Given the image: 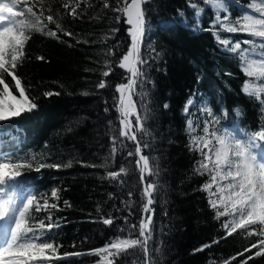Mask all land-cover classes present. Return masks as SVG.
Segmentation results:
<instances>
[{"label": "trees", "instance_id": "16d2710c", "mask_svg": "<svg viewBox=\"0 0 264 264\" xmlns=\"http://www.w3.org/2000/svg\"><path fill=\"white\" fill-rule=\"evenodd\" d=\"M253 1L228 0L230 16L241 15L242 6L249 8ZM29 2L36 5L33 10L37 15L43 8L45 24L47 15L54 14L63 29L73 35L57 31L59 39H56L41 32L30 33L25 58L16 75L23 87L30 86L27 94L37 98L39 107L0 122L6 133L0 137V152L8 153L6 162H18L16 157L36 158L29 161L33 167L19 169L21 176L16 180L22 194H35L38 199L43 197L50 205L58 206L40 213L34 208L30 210L36 217L30 224L39 220L47 224L50 215L51 223L58 225L48 233L51 239L38 241L57 246L55 254L47 253L54 257L52 264H107L113 258L96 252L97 249L110 242L139 238L138 225L146 202L145 182L159 185L152 197L153 235L148 242L155 264H225L226 261L242 264L245 260L247 264H264V255H255L261 250L259 242L264 236L258 233L264 226L252 225L226 235L222 225L230 218L217 219L216 211L209 206L208 193L201 190L211 177L194 171L201 154L190 150L191 134L186 121L198 122L194 124L195 134L203 135V121L210 119L205 107L220 118L216 127L221 131L254 132L264 124V105L257 97L242 91L250 78L242 71L240 52L226 51L217 44L213 32L219 29L212 28L214 11L206 6L205 0H149L142 4L145 19L153 28L146 32L141 47V58L146 61L142 71L147 82L136 85L137 95L133 97L137 113L147 116L142 121L147 130L141 141L143 155L149 156L150 162L155 158L159 167L158 176L148 177L145 173L143 181L136 165L139 156L128 155L135 153V142L119 136L120 93L116 88L127 84L130 78V72L119 64L132 41L125 16L113 9L122 6L125 0L120 4L117 0H107L108 8H104V0H79L75 17L71 8L62 6L67 0H44L42 6L38 0ZM193 3L204 9L199 23L205 30H192L197 22ZM180 13H184L183 19ZM117 15L121 17L119 22ZM172 19L176 23L167 28L155 27L161 20ZM46 30H56L55 25L47 24ZM231 34L248 37L256 43L262 39L242 32ZM40 56L44 59H37ZM109 65L111 72L105 77L103 72L109 70ZM198 75L202 77L199 83ZM102 80L107 86L101 89L97 85ZM5 82L18 97L10 76L5 77ZM257 86L264 87V80ZM49 91L59 95L45 97L43 93ZM190 93H195L192 97L195 104L189 107L191 116H188L184 108ZM236 108L241 110L239 115L234 111ZM131 121L135 126V115ZM113 137L118 138L114 155ZM137 140H141L140 133ZM145 143L147 148H143ZM69 162L71 166H66ZM39 163L64 166H46L37 172ZM122 167L126 174L117 180L108 177V172ZM53 189L58 190L59 199L51 197ZM109 218L112 224L103 223ZM131 225H137V231L129 235ZM249 232L253 235L249 236ZM254 244L257 247L253 248ZM204 245L211 246L195 251ZM153 249L157 250L154 254ZM245 249L250 250L245 252ZM249 256L253 258L248 260ZM144 261L143 250L134 247L116 256L113 264H144Z\"/></svg>", "mask_w": 264, "mask_h": 264}, {"label": "snow or ice", "instance_id": "6c2138e0", "mask_svg": "<svg viewBox=\"0 0 264 264\" xmlns=\"http://www.w3.org/2000/svg\"><path fill=\"white\" fill-rule=\"evenodd\" d=\"M121 0H117L120 4ZM149 0H131L127 3L126 0L122 6L113 9L114 12L120 13L127 17L126 23L130 25L128 32L131 36V46L126 54L123 55L119 67L128 70L131 74L127 84L117 85L116 90L120 93L117 110L120 114V131L119 136L127 140L135 142V153L129 152L128 155H138L136 165L139 167L141 180L143 181L145 173L148 177L158 176L159 167L155 158L150 162L149 156L143 155L141 141L143 134L147 130L143 127V120L147 116H141L137 113L136 104L133 101V95L136 85L144 84L147 81L144 79L142 66L146 63L141 58V46L144 41L146 32L152 31L151 25L145 19V12L142 4L148 3ZM235 2V0H234ZM42 6L44 0H38ZM228 0H205L206 6H211L215 10V20L212 23V28L219 27V31H214L217 44L222 46L226 51L235 53L239 50L242 71L250 78L242 86V91L249 96H254L259 99V102L264 105V87H259L258 82L264 80V4L259 6L252 5L261 18H256L255 15H243L242 21H231L228 15L223 18L219 15L220 11L227 12ZM35 4H30L29 0H0V85L3 86L0 91V122L12 120V118L21 117L24 113H31L38 109V104L35 102L36 97H30L27 92L30 91L22 86L21 79L16 75L18 66L25 58V46L30 40V33L41 32L46 36L59 39L57 31L63 32L66 36H72L73 33L65 31L58 18H54V14H49L45 18L47 24H54L56 30H46L47 24L44 23L43 8L39 15L33 10ZM64 9L71 8V15H77V8L80 7L79 0H67L63 3ZM107 0H104V8H108ZM194 10V18L196 24L193 25L194 32L202 31L199 23L203 15L204 9H200L196 4H191ZM244 11L249 9L245 6ZM50 11V9H49ZM180 17L184 18V13H180ZM120 15L116 16V21H120ZM176 23L172 20H161L155 27L167 28ZM116 29H113L115 32ZM227 33H247L251 37L262 38L259 46L254 40L236 41L233 43L232 37L221 39V34ZM250 45L249 48H242L241 44ZM152 51L156 53L155 48ZM111 54V53H110ZM157 56L160 53H156ZM258 58V59H257ZM43 60L44 57H37ZM111 72L109 70L103 72V76L107 77ZM10 76L15 82L14 87L18 90V97L13 95L9 89V84L5 82V77ZM254 78V79H253ZM202 79L197 76V82ZM107 85L102 80L97 87L105 88ZM45 97L59 95V93L45 92ZM195 93H190V98L186 102L184 112L191 116L189 107L195 104L192 98ZM143 104V100H141ZM168 107L167 104L164 105ZM107 111V109H106ZM146 111V109H145ZM237 115L240 114V109H234ZM205 114L210 118L203 121V135H196V127L192 119L186 121V129L190 135V150L199 151L201 160L198 161V166L195 168V173L205 174L210 177V183L202 186L203 191H206L209 196V206L216 211V218L229 217L222 227L227 230L226 235L235 233L238 229H247L252 225L264 226V125L259 127V130L248 132L240 129H225L221 131L216 127L220 123V118L212 111L211 108L205 107ZM135 115L136 125L133 126L130 117ZM141 134V140H137V134ZM4 128L0 126V137L5 136ZM16 139H19L16 137ZM113 155L117 152V137H113ZM145 143L143 148H147ZM8 153L0 152V264H52L53 256L47 253H56V247L53 243L38 242L45 239H51L48 233L53 227H58L51 223V216L47 217L48 223L44 220H39L38 223L30 224V221L35 220L31 214V209H35L36 213L47 211L49 208H57L56 204H49L48 200L41 197L37 198L35 194H22L19 191V182L17 177L21 176L19 169L23 167H33L32 162L35 157L24 158L16 157L18 162H6ZM60 168L64 165L59 163L45 165L39 163L36 171L44 167ZM71 166V162L68 165ZM125 168H120L119 171L108 172L107 175L113 180H117L121 174H126ZM213 186L215 191H213ZM159 185L155 182L148 183L143 188V196L146 198V203L143 205L144 218L138 225L137 239H123L115 242H110L102 249H97L100 254L107 253L109 257L107 264H113V260L121 252L127 251L129 248L140 247L144 253V264H155L149 254L148 242L152 239V214L154 210L152 205L154 200L153 194L157 191ZM132 193L129 192V196ZM51 197L59 199L58 190L51 191ZM43 199V203H41ZM66 205L67 201L64 202ZM70 207V205H68ZM222 209V210H221ZM127 222V221H125ZM103 223L112 224V219H104ZM137 231V225L130 226L129 235ZM264 236V227L258 233ZM249 236L253 232L248 233ZM218 241H213L216 243ZM211 245H204L195 251H203L204 248ZM260 251L256 252V256L264 255V239L259 242ZM253 248L257 245H252ZM114 250V251H113ZM250 249H245L247 252ZM153 249V254L155 253ZM75 255H80L76 253ZM238 255H243L239 253ZM236 257H232L234 260ZM249 256L247 259L251 260ZM225 264H230L226 261ZM242 264H247V260L242 261Z\"/></svg>", "mask_w": 264, "mask_h": 264}, {"label": "rangeland", "instance_id": "374dc122", "mask_svg": "<svg viewBox=\"0 0 264 264\" xmlns=\"http://www.w3.org/2000/svg\"><path fill=\"white\" fill-rule=\"evenodd\" d=\"M257 5V6H259V5H261V4H264V0H254L251 4H250V6H249V10L248 11H244V12H242V14L241 15H234L233 17L232 16H230V14H229V10H228V8H227V12H224V11H220V13H219V15L221 16V18H223V16L224 15H228L229 16V18H230V20L231 21H233V22H235V21H237V20H241V22H243L242 21V16L243 15H255L256 16V18H261V14L260 13H258L257 11H256V9L255 8H253L252 7V5ZM211 7V6H210ZM213 11H214V16H213V20L211 21V24L213 23V21L215 20V15H216V13H215V10L214 9H212ZM216 29H219V27L217 26V28ZM220 30V29H219ZM229 37H232V38H234L233 39V43H235L236 41H248V40H251V39H249L248 37H245V36H241V35H239V36H234V35H232L231 33H224V34H221V39H225V38H229ZM259 44L260 43H257V45L259 46ZM222 47V46H221ZM241 47L242 48H249L250 47V45H246V44H241ZM223 48V47H222ZM224 49V48H223ZM225 50V49H224ZM254 79V78H253ZM134 98V97H133ZM135 100V99H134ZM136 103V102H135ZM130 119H131V117H130ZM264 125V124H263ZM25 195H27V194H25ZM107 254V253H106Z\"/></svg>", "mask_w": 264, "mask_h": 264}, {"label": "water", "instance_id": "95a60500", "mask_svg": "<svg viewBox=\"0 0 264 264\" xmlns=\"http://www.w3.org/2000/svg\"><path fill=\"white\" fill-rule=\"evenodd\" d=\"M128 3H131V0L128 2ZM125 18H126V20H127V17L125 16ZM128 25V24H127ZM129 27H130V25H129ZM142 47V46H141ZM130 76H131V74H130ZM133 101L135 102V100H134V98H133ZM136 104V103H135ZM136 109H137V107H136ZM145 183H144V187H145ZM146 203V202H145ZM152 216H153V214H152ZM144 218V213H143V216H142V219Z\"/></svg>", "mask_w": 264, "mask_h": 264}, {"label": "bare ground", "instance_id": "6f19581e", "mask_svg": "<svg viewBox=\"0 0 264 264\" xmlns=\"http://www.w3.org/2000/svg\"><path fill=\"white\" fill-rule=\"evenodd\" d=\"M145 184H146V182H145ZM153 217V216H152Z\"/></svg>", "mask_w": 264, "mask_h": 264}]
</instances>
